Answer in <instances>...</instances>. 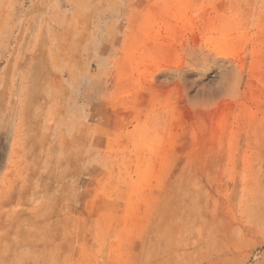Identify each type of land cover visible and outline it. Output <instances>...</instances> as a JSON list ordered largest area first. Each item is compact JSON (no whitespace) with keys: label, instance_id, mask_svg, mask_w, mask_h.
I'll use <instances>...</instances> for the list:
<instances>
[{"label":"rangeland","instance_id":"obj_1","mask_svg":"<svg viewBox=\"0 0 264 264\" xmlns=\"http://www.w3.org/2000/svg\"><path fill=\"white\" fill-rule=\"evenodd\" d=\"M0 264H264V0H0Z\"/></svg>","mask_w":264,"mask_h":264}]
</instances>
